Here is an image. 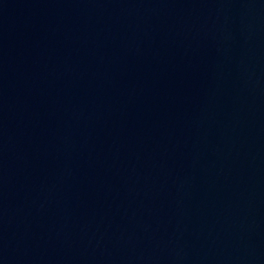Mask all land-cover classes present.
<instances>
[{
	"label": "water",
	"instance_id": "water-1",
	"mask_svg": "<svg viewBox=\"0 0 264 264\" xmlns=\"http://www.w3.org/2000/svg\"><path fill=\"white\" fill-rule=\"evenodd\" d=\"M0 264H264V0H0Z\"/></svg>",
	"mask_w": 264,
	"mask_h": 264
}]
</instances>
